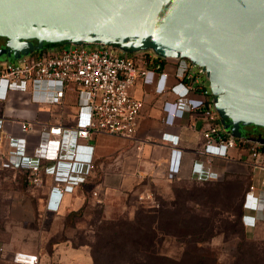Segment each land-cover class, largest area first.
<instances>
[{"label":"built area","instance_id":"obj_1","mask_svg":"<svg viewBox=\"0 0 264 264\" xmlns=\"http://www.w3.org/2000/svg\"><path fill=\"white\" fill-rule=\"evenodd\" d=\"M174 66L175 84L166 93L171 96L163 102L161 119L168 129L190 128L192 123L202 118L207 120L203 132L204 145L194 161L195 173L192 180L216 181L226 171L230 161L229 151L244 152L252 169H264L262 158L264 145L237 142L227 136L217 124V115L208 102L209 95L202 84H198L203 73L185 60L160 59L150 52L119 55L111 46L91 44L68 49L57 48L34 52L16 62L0 65V101H6L12 92L21 91L27 84L31 87V99L47 104H58L68 86H72L78 96V104L88 109L85 126L65 130L59 126L49 127L40 134L39 141L30 153L26 151V139L14 138L4 130L8 152L0 153L3 166L14 172L25 174V183L31 188H43L44 177H51L44 209L57 213L60 209L64 189L76 186L72 175L86 177L92 165V147L78 144L93 135H106L132 140L138 130L142 102L130 96L137 78L145 79L153 73L165 75V67ZM7 86L4 90L3 87ZM42 87L47 94L38 97L34 89ZM189 121L186 122V117ZM10 124L13 122L9 121ZM25 134L29 125L25 121L15 122ZM2 129V127H1ZM71 137L72 151L68 160L60 159L65 139ZM160 139L171 146L178 145V136L163 133ZM94 195V194H93ZM141 202L152 197L138 196ZM251 203L256 211L264 209V190L250 185L244 195V203ZM155 205H149L154 207ZM0 247V256H1ZM15 264H38V257L25 252L13 254Z\"/></svg>","mask_w":264,"mask_h":264},{"label":"water","instance_id":"obj_2","mask_svg":"<svg viewBox=\"0 0 264 264\" xmlns=\"http://www.w3.org/2000/svg\"><path fill=\"white\" fill-rule=\"evenodd\" d=\"M0 38V64L91 44L185 60L227 136L264 129V0H0Z\"/></svg>","mask_w":264,"mask_h":264},{"label":"crops","instance_id":"obj_3","mask_svg":"<svg viewBox=\"0 0 264 264\" xmlns=\"http://www.w3.org/2000/svg\"><path fill=\"white\" fill-rule=\"evenodd\" d=\"M1 40V38H0ZM165 75L149 74L145 79L137 78L130 96L142 102V109L138 123V130L132 140L119 139L106 135H93L87 141H79L78 144L92 147V165L86 177L72 175L77 181L76 186L66 187L57 213L46 211L44 206L40 215L45 217H57L62 220L60 231H63L64 221L68 214L81 209L84 203L95 202L103 208L102 215H108L107 205L113 198L127 196H149L154 190L152 185L170 186L173 182L183 179H191L195 173L194 161L197 153L204 145L203 132L207 129L208 122L205 119H196L190 128L168 129L161 122L163 102L169 101L171 96L166 91L175 84L174 66L165 67ZM31 87L27 84L24 89L9 94L8 99L0 101V153L3 156L8 152L6 140L3 139L4 130L14 138L26 139V151L30 153L35 145L42 141L40 134L49 127L59 126L65 130H73L86 125L88 121V109L79 106L76 90L68 86L58 104L35 102L31 99ZM38 97L44 98L47 94L42 87L34 89ZM9 121L13 122L12 124ZM17 121H25L29 125L28 131L23 134ZM189 116L186 117V122ZM219 124V122H218ZM221 127V125L219 124ZM2 127V129H1ZM2 130V131H1ZM163 133L178 136V145L173 147L168 142L162 141ZM71 137L65 139L61 149L60 159L68 160V152L72 151ZM230 161L227 163L226 172L235 169L233 164L249 165L244 152L238 149L229 151ZM264 164V156L262 158ZM251 168V167H250ZM261 174L264 181V169H252ZM23 180V179H22ZM45 196L51 184V177H44ZM255 186V185H254ZM264 190V187L257 186ZM88 188V190L86 189ZM94 194V195H93ZM32 214L35 210H31ZM264 211H256L252 204L246 203L243 208L242 223L248 233L255 231L262 225ZM49 230V229H47ZM53 232V229L49 230ZM1 257L12 255L16 252H25L36 255L38 264L45 257L54 256L59 264H81L79 257L88 252L86 246L74 248L70 241H52L43 247H31L30 244H9L0 238ZM84 251V252H83ZM77 253V254H76Z\"/></svg>","mask_w":264,"mask_h":264},{"label":"rangeland","instance_id":"obj_4","mask_svg":"<svg viewBox=\"0 0 264 264\" xmlns=\"http://www.w3.org/2000/svg\"><path fill=\"white\" fill-rule=\"evenodd\" d=\"M70 47L74 46L61 45L60 48ZM115 53L124 54L118 50ZM198 84H202L209 92L204 76L199 78ZM233 165L235 169L222 173L218 183L205 185L181 178L170 186L152 185L154 190L150 201L141 202L131 194L113 198L107 205L108 215L105 218H132L142 207L155 205L153 209H161L165 216H172L170 222L173 227H186L192 235L186 237L185 244L176 239L165 241L163 250L166 255L179 258L186 248H192L193 242L199 239L202 242L196 246L213 251L220 264H249V259L254 257L258 260L257 264H264V217L262 225L257 226L252 233L246 235L242 226L244 195L250 185L264 187V181L260 182L262 175L255 171L252 173L250 166ZM44 196L43 188L26 186L20 172L10 170L0 161V238L11 245L30 244L35 248L65 239L77 244L76 238L82 239V232L87 227L98 224V219L104 218L103 208L95 202H89L83 207L81 216L74 218L73 223L64 221V229L60 231L61 219L40 215ZM31 210H35V213L32 214ZM241 242L252 245L239 246ZM13 254L1 257L0 264H15ZM84 254L78 260L81 264L89 261L88 252ZM58 262L52 256L42 259L41 264Z\"/></svg>","mask_w":264,"mask_h":264},{"label":"trees","instance_id":"obj_5","mask_svg":"<svg viewBox=\"0 0 264 264\" xmlns=\"http://www.w3.org/2000/svg\"><path fill=\"white\" fill-rule=\"evenodd\" d=\"M52 47L57 49L61 46L53 45ZM208 102L211 103L210 96ZM218 122L219 119L216 123L218 124ZM20 174L23 183H25V174ZM220 180L221 176L216 181L191 180V182L206 185L218 183ZM85 204L80 210L68 214L66 223H73L74 218L80 217ZM170 220H172V216H165L161 209L144 206L135 212L132 218L125 216L117 219L105 217L98 219V224H93L82 232V239L76 238L77 244H72L69 239L65 240L70 241L74 248L88 247L91 264H220L213 251L196 246L202 242L196 238L193 242L194 246L186 248L179 258L166 255L163 250L165 241L176 239L179 243L185 244L186 237L192 236L191 231L186 227H183V230L173 227ZM244 233L247 235L248 232L244 231ZM243 244L252 245L241 242L239 246H243ZM249 260V264H257L258 261L255 257Z\"/></svg>","mask_w":264,"mask_h":264},{"label":"flooded vegetation","instance_id":"obj_6","mask_svg":"<svg viewBox=\"0 0 264 264\" xmlns=\"http://www.w3.org/2000/svg\"><path fill=\"white\" fill-rule=\"evenodd\" d=\"M4 43L3 39L0 40V53L3 57V50H4ZM54 47H43L42 51L53 49ZM1 65V64H0ZM235 139V138H234ZM237 142H249V143H258L264 145V129L255 128V127H245L243 128V134L240 139H236ZM261 142V143H260Z\"/></svg>","mask_w":264,"mask_h":264},{"label":"clouds","instance_id":"obj_7","mask_svg":"<svg viewBox=\"0 0 264 264\" xmlns=\"http://www.w3.org/2000/svg\"><path fill=\"white\" fill-rule=\"evenodd\" d=\"M7 88V86L3 87V89L5 90ZM163 141V140H162ZM246 203L244 204L243 208H245Z\"/></svg>","mask_w":264,"mask_h":264}]
</instances>
